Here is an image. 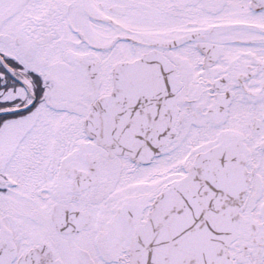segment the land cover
Wrapping results in <instances>:
<instances>
[{
  "label": "snow or ice",
  "instance_id": "snow-or-ice-1",
  "mask_svg": "<svg viewBox=\"0 0 264 264\" xmlns=\"http://www.w3.org/2000/svg\"><path fill=\"white\" fill-rule=\"evenodd\" d=\"M0 264H264V0H0Z\"/></svg>",
  "mask_w": 264,
  "mask_h": 264
}]
</instances>
